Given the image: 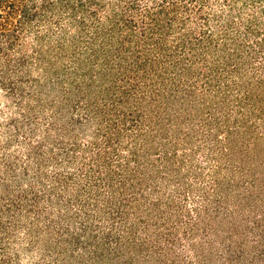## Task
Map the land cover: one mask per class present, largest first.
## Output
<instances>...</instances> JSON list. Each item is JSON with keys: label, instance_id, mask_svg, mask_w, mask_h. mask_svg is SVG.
I'll use <instances>...</instances> for the list:
<instances>
[{"label": "rangeland", "instance_id": "1", "mask_svg": "<svg viewBox=\"0 0 264 264\" xmlns=\"http://www.w3.org/2000/svg\"><path fill=\"white\" fill-rule=\"evenodd\" d=\"M0 264H264V0H0Z\"/></svg>", "mask_w": 264, "mask_h": 264}]
</instances>
